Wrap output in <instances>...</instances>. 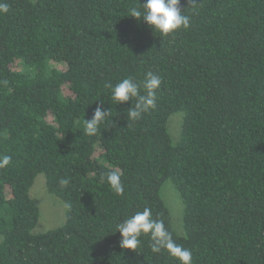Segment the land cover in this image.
I'll return each mask as SVG.
<instances>
[{"label": "trees", "instance_id": "16d2710c", "mask_svg": "<svg viewBox=\"0 0 264 264\" xmlns=\"http://www.w3.org/2000/svg\"><path fill=\"white\" fill-rule=\"evenodd\" d=\"M3 2L0 154L12 162L0 169V264H179L148 237L120 247L115 225L145 207L193 264H264V0H196L189 29L167 36L126 16L139 0ZM148 72L162 77L157 106L128 126L132 101L113 104L104 85ZM101 103L111 115L87 136ZM112 169L123 196L100 179ZM39 175L66 219L35 233ZM167 182L184 206L182 232L161 195Z\"/></svg>", "mask_w": 264, "mask_h": 264}, {"label": "clouds", "instance_id": "9594fccd", "mask_svg": "<svg viewBox=\"0 0 264 264\" xmlns=\"http://www.w3.org/2000/svg\"><path fill=\"white\" fill-rule=\"evenodd\" d=\"M188 7L182 11L181 0H144L138 6L127 10L126 16L134 17L146 23L154 32L167 36L177 30H187L190 27L191 17L186 14L189 8L195 9L196 0H187ZM9 4L0 0V15L7 14ZM162 84V77L148 72L142 81H137L134 76H127L119 82L105 83V89L110 90V99L115 105L132 101V106L127 110L128 126L130 122L139 121L145 113L154 110L157 106V90ZM111 109H105L103 104L97 106L91 119L84 120V134L95 136L100 126L109 119ZM12 162L8 154H0V169H6ZM117 195L123 196L125 186L122 182V173L112 169L100 177ZM62 188L71 183L70 178L61 177L58 181ZM71 208V205H67ZM115 232L121 235L120 247L123 249L137 250L142 244V237H148L149 247L154 254L167 251L170 257L178 260L179 264H193V253L189 248L176 243L172 234L165 227L164 221L153 218L151 208L145 207L136 211L122 222L115 225Z\"/></svg>", "mask_w": 264, "mask_h": 264}, {"label": "rangeland", "instance_id": "374dc122", "mask_svg": "<svg viewBox=\"0 0 264 264\" xmlns=\"http://www.w3.org/2000/svg\"><path fill=\"white\" fill-rule=\"evenodd\" d=\"M17 68H20V66H18ZM183 117V113H176L169 120L168 128L174 141H177L178 137L180 136ZM31 195L39 204L41 209V218L38 226L34 231L35 233H42L47 230L56 228L65 221L66 206L59 198L47 191L43 175H39L37 177L35 185L32 188ZM161 195L170 210L173 227L176 231L179 230L178 232H182V216L184 206L172 183L167 182L162 187Z\"/></svg>", "mask_w": 264, "mask_h": 264}]
</instances>
